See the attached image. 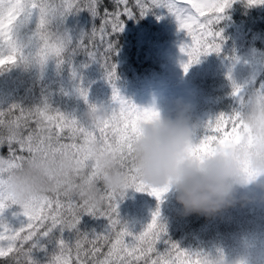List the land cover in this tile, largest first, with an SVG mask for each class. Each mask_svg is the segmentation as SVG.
Returning <instances> with one entry per match:
<instances>
[{
  "label": "trees",
  "instance_id": "16d2710c",
  "mask_svg": "<svg viewBox=\"0 0 264 264\" xmlns=\"http://www.w3.org/2000/svg\"><path fill=\"white\" fill-rule=\"evenodd\" d=\"M19 4L25 20L13 21L9 39L20 61L0 67V160L10 161V174L47 202L35 228L17 232L0 253V264H55L64 257L61 264H264V213L245 205L233 180L187 171L148 220L132 217L146 173L170 136L153 114L159 110L150 88L138 93L149 99L124 114L106 91L111 96L116 88L154 83L162 71L150 47L160 30L161 5L156 0ZM32 4L37 8L29 15ZM80 14L85 17L71 26ZM204 27L182 56L187 70L206 68L195 77L198 94L183 117L191 122L185 121L191 132L188 155L195 158L219 153L210 148L231 126L225 121L231 101L239 100L244 114L242 127L234 130L238 137L247 131L264 135L259 118L264 119V101L256 102L261 105L256 115L247 103L264 91V0H227ZM142 29L153 35L146 37ZM246 47L263 64L252 84L239 85L221 61H232ZM90 56L101 68L87 82L104 86H80L76 67ZM47 57L56 63L48 67ZM212 84L218 87L210 90ZM87 88L90 94L80 92ZM239 88L236 99L231 93ZM208 92L215 99L203 126L193 110L207 101ZM197 129L207 134V149L197 148ZM227 150L223 145L220 152ZM258 152H264V141Z\"/></svg>",
  "mask_w": 264,
  "mask_h": 264
},
{
  "label": "rangeland",
  "instance_id": "374dc122",
  "mask_svg": "<svg viewBox=\"0 0 264 264\" xmlns=\"http://www.w3.org/2000/svg\"><path fill=\"white\" fill-rule=\"evenodd\" d=\"M156 1L161 5L160 14L156 18L160 30L154 32L157 39L150 42V47L151 53L162 65V71L153 76L154 78L152 77L154 83L145 82L142 83V87H139L138 83H133L130 87L116 88L111 96H109L108 88L106 91L109 101L114 100L120 113L124 114L138 102L145 103L149 97L141 94L138 96V93L141 88H150L159 110L153 114L165 123V136H170V139L162 145L160 155L146 173L143 185L139 188V192L143 193L139 196L138 192L132 217L148 220L155 213L158 201H163L169 196V192L176 188L187 171H205L218 179L233 180L240 199L245 205L252 210L258 209L264 213V166L261 165L264 162V152H258L263 148L264 135L247 131V134L238 137V134L234 132L235 129L242 127L241 115H244L243 111L240 112L242 104L239 100H236L238 108L233 101L227 104L225 121L231 126L227 131L219 133L211 144V151L219 153L210 158H195L188 155L187 135L191 134L188 127L191 122L184 119L191 112L192 100L198 94L196 85L193 86L195 77L206 71V68L198 65L196 68L187 70L182 56L199 34L204 32V25L212 22L220 14L227 0ZM29 8L28 14L32 15L37 5L32 4ZM23 11L19 0H0V67L14 66L20 61L9 37L12 35L13 21L16 19L18 23L24 22L25 18L21 17ZM80 17L85 16L81 14L73 16L70 25H75L76 19ZM152 31L145 32L142 29L146 37L153 35ZM53 57H47L45 60L42 58L41 63L44 60L50 67L56 63ZM221 63L225 66L228 64V75L232 82L250 85L259 74L263 61L254 49L246 47L232 61L224 58ZM81 66L82 69H80ZM81 66L76 67V73L81 79L79 81L81 87H85L86 83L104 86L101 81L87 82V78H91L101 68L95 56H90ZM30 70L33 75L37 74V72L33 73L34 68ZM183 85H186L185 90L179 92ZM217 87L212 84L209 89L214 90ZM237 90L238 93H231L236 99L242 92L240 88ZM80 92L90 94L89 88ZM256 96L257 94L247 99V103L253 107L250 115L260 113L258 109L261 105L256 102L264 101V91L260 96ZM226 97L228 98L229 95ZM214 99L215 97L210 96L208 92L207 101L205 100L206 102L200 108L194 107L193 116L197 115L200 120L203 118V126H207V122H203L207 120V105L210 106ZM259 118L264 121L263 114H260ZM185 121L188 124H185ZM178 123H183L180 129L182 131L179 130V126L177 127ZM196 133L199 134V137L194 139L197 148L204 146L207 149L205 145L207 134L202 136L198 129ZM223 145H226L229 150L221 153ZM42 153V159L47 162L48 154L43 149ZM11 169L10 161L0 160V253L9 245L17 232L24 229L31 231L35 228L47 202L46 198L34 191L30 185L20 181L17 176L11 175ZM242 209L243 207L237 208L234 214H238ZM64 259L65 257L60 258L55 264H61Z\"/></svg>",
  "mask_w": 264,
  "mask_h": 264
}]
</instances>
